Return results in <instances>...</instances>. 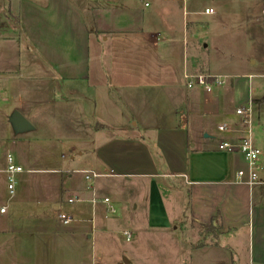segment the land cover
I'll return each mask as SVG.
<instances>
[{"label": "crops", "instance_id": "0c3cea01", "mask_svg": "<svg viewBox=\"0 0 264 264\" xmlns=\"http://www.w3.org/2000/svg\"><path fill=\"white\" fill-rule=\"evenodd\" d=\"M185 70L231 80L190 90ZM152 99L169 110L153 115ZM129 129L154 134L105 137ZM75 130L97 175L178 181L190 264H264V155L249 186L243 156L218 149L250 139L264 154V0H0V173L9 147L19 163L20 145Z\"/></svg>", "mask_w": 264, "mask_h": 264}, {"label": "rangeland", "instance_id": "374dc122", "mask_svg": "<svg viewBox=\"0 0 264 264\" xmlns=\"http://www.w3.org/2000/svg\"><path fill=\"white\" fill-rule=\"evenodd\" d=\"M8 27L12 29L9 23ZM225 95L231 100L229 92ZM164 101L152 99L147 108L153 115L169 110ZM119 108L121 114L127 109L123 104ZM77 131L66 132L60 138L62 144L39 137L38 132L27 133L39 140L20 145L22 161L16 162L24 173L16 178L13 196L7 174L0 173V209H7L5 215L0 214V264H177L181 254L185 258L180 264H190L189 252L177 249L184 240L190 241L193 228L189 212L183 215L187 196L178 181L152 183L102 175L94 179L93 157H88L86 140ZM111 133L154 134L129 129L106 132L105 137ZM9 150L15 157L14 148ZM93 190L98 199L97 192L110 204L98 203L94 211L90 204ZM70 198L81 201L69 204ZM56 205L59 209H54ZM60 214L74 221L66 226ZM78 215L86 221L78 222Z\"/></svg>", "mask_w": 264, "mask_h": 264}, {"label": "built area", "instance_id": "2783aa9c", "mask_svg": "<svg viewBox=\"0 0 264 264\" xmlns=\"http://www.w3.org/2000/svg\"><path fill=\"white\" fill-rule=\"evenodd\" d=\"M204 14L206 15H213L214 9H206ZM186 87L188 89H195V88H201L207 93H213L216 89H219L223 87L226 82L230 79L229 76H223V75H214V74H192L188 72V70L184 71L183 74ZM237 115L241 116L243 118V121L245 125L250 124V118H251V110H245L244 108H240L237 110ZM220 131H225L226 128L220 127ZM218 149L222 152H228V153H239L243 156L245 163H246V169L240 170L236 174V181L240 184H246L249 186L255 185L259 181V171L261 170V159L263 157V151L257 148L250 139H243L240 142H229V141H222L219 143ZM7 159V167H6V173H7V179H8V189L13 196L15 186H16V178L19 174H22L24 172L23 168L17 164H15L14 157L8 153L6 155ZM99 175L93 174V178H98ZM87 179H90V177H86ZM81 200L78 198L76 200L70 199L68 200L69 204L78 203ZM103 204L109 205L110 200L108 198H104L102 200ZM90 203L92 204L93 210L95 209L98 198L93 190L92 192V199L90 200ZM111 213H115V210L111 207H109ZM6 211V207L1 209V213H4ZM60 221L64 225H70L73 222V218L71 216H68L66 214H60L59 215ZM132 235L127 234V238L131 239Z\"/></svg>", "mask_w": 264, "mask_h": 264}, {"label": "water", "instance_id": "95a60500", "mask_svg": "<svg viewBox=\"0 0 264 264\" xmlns=\"http://www.w3.org/2000/svg\"><path fill=\"white\" fill-rule=\"evenodd\" d=\"M11 122L17 132H26L32 129L30 123L18 113L13 115Z\"/></svg>", "mask_w": 264, "mask_h": 264}]
</instances>
